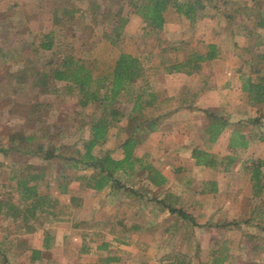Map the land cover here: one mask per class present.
Returning <instances> with one entry per match:
<instances>
[{
  "label": "rangeland",
  "instance_id": "374dc122",
  "mask_svg": "<svg viewBox=\"0 0 264 264\" xmlns=\"http://www.w3.org/2000/svg\"><path fill=\"white\" fill-rule=\"evenodd\" d=\"M73 1L74 3L70 4V2H62V0H0V45L2 50L8 51L15 39L23 43L19 57L5 60L4 56H0V135L8 134L16 129L17 123L25 128L31 124L32 121L28 116L24 121L17 118L22 106L20 102L29 101L31 106L36 97L23 90H13V87L8 86L7 83L10 81L17 85L21 82L27 83L28 76L32 73L31 70L34 71L33 73H37L40 66L34 63L33 59L39 62L38 56L42 58L36 48L38 37L54 25L51 24L50 7L66 4L68 8H74L73 4L75 8L77 7L76 9H85L88 3V0ZM214 1L219 9L232 13L233 17L229 19L220 10H217L218 16H215V19L203 17L201 38L203 42L215 41L218 43L221 56L214 60L204 61L197 73L199 75L211 73L214 83L217 84L228 79L230 87L237 91L240 79L233 71L243 60L250 58L249 51L251 49H264V29L257 28L258 32H261V37L258 38L257 44L249 47L246 34L233 35L232 33V30L242 29L239 24L242 20L250 22L255 20V15L251 18L242 12L241 7L247 0ZM205 2L207 10L212 7V0ZM110 3L112 10L120 6L118 0H111ZM126 11L127 7L124 5L120 14H125ZM73 15L70 17L69 26H71L68 27L67 34L76 33L77 38L72 39L73 46L85 58L86 64L89 65L93 59H96L95 69L97 70L98 67L104 69L122 49L131 51L140 55L144 67L149 66L147 73L150 76L151 85L156 90H163L168 96L176 95L172 99L173 101H168L165 104L163 109L165 113L161 119L160 127L149 132L145 130L144 140L136 149V153L159 168L167 176L168 181L161 187H155L147 185L143 180L139 181L136 173L131 174L136 187H145L147 193L143 197L130 195L120 187L106 186L95 192L85 187L83 180L78 181L73 190H77L78 197H80L78 203L80 207L75 205L76 200L74 199L70 207L66 208V211H72L71 214H61L63 217L59 216V219L57 218L50 227L51 231L58 236V242H61L62 246L58 245V248L51 250L53 252L45 251L44 258L34 263L27 262V254H24L22 245L16 243V239L23 235L11 231L15 228L14 221L0 216V239L6 235L5 243L12 242L6 254H0V264H52L51 253L55 254L53 260L66 255V246L64 245L68 241L67 237H63V235L64 233L67 235V231H72V227H77V233L71 235L75 237L73 242L71 240L72 244L70 245L73 252L66 257L75 256L78 251V261L82 257H94V253L91 255H80L79 253L78 241L83 239L79 231L84 230L89 232L86 238L84 237L86 243L100 242L103 239L111 240L112 246L108 248L109 251L101 250V253H116L121 257V261H117V263L111 261L110 264H167L171 261L175 262L173 257L171 260L164 258L174 250L182 252L187 257L188 264H201L208 257L212 259L214 257L213 249L220 245L227 247L228 251H239L236 260L231 261L232 264H260L257 253H263V251L250 252L249 247L252 241L251 235L263 234L264 231L257 227L253 220L243 221L242 216L246 217L256 207L259 208L262 201L260 196L252 195L247 166L250 161H255L264 154V144L253 140L251 135L253 129L251 127L264 132V103L254 104L240 92L232 93V97L229 98L233 101L232 103H229V100L223 102V97L216 93L206 96L195 95L193 98V92H189V96L188 94L187 96L193 100L195 106L185 108L176 106L178 105V87L188 82L194 88L198 85L200 76L197 73L188 77L180 73H173L161 77L153 73L161 65V61L167 62L170 59L171 53H173L170 45L173 41L180 42L183 50L180 53L194 47L197 44L196 39H198L195 36L200 35L198 32L200 26H196L198 31H193L190 21L183 15H177L171 6L165 12V28L159 32V35L148 30L145 21L139 15L133 14L130 15L122 29L120 41L113 45L99 40L103 37L102 29L104 24L107 25V17L100 16L93 22L92 18L80 15L77 11ZM89 25L92 26L93 33L88 31ZM251 27H254V24ZM37 35L38 37H36ZM2 41L4 45L1 44ZM63 47L67 48L66 43ZM138 84H135V88L138 87ZM4 92L8 94L13 92L12 99L10 96L5 97L7 93ZM218 104L225 105V107L227 104L231 108L229 118L232 122L241 118L251 122L250 125L244 126L249 143L246 149L241 152L228 150V152L219 153L224 161L220 166L198 165L191 156V145L201 142L197 128L204 125L207 120L206 113L202 108ZM126 107L127 103L124 107L121 106V110L123 111ZM61 113L63 117L59 119V122L65 126L64 131L71 136L65 139L66 145L80 143L87 137L88 130L82 125H78L71 108H64ZM143 113L147 116L149 109L145 108ZM254 119H257V123H253ZM117 130L119 137L102 145L103 148H110L113 156L121 153L117 146L125 131L123 128L119 130L116 127ZM190 130L193 131V135ZM62 140L64 141V139L60 141ZM38 142L33 144L28 141L23 146L36 149L35 145ZM39 143L49 144L46 139L40 140ZM69 150H72V147ZM69 150L65 157L70 155ZM260 150L262 151L260 152ZM94 151L99 152L98 148H95ZM25 158V154L14 150L9 153H0V178L7 181L13 163L25 160ZM62 161L64 163L60 164V169L70 171L68 164L65 163L72 161ZM56 166V163L52 162L46 169L45 177L38 180L37 185L40 192H51L63 201L70 193L61 192L53 181L57 174L54 171ZM212 181L217 187L214 191L211 190ZM202 188L203 192H201ZM154 197L162 198L166 202L182 207L193 215L195 221L211 223V226L196 225L187 219H180L175 216V213L170 214L162 203L153 200ZM251 215L257 218L256 214ZM173 219H178L180 222L175 228L169 225ZM230 220H236L239 223L229 224L226 227L216 226V224L224 226V222ZM71 233H74V230ZM12 238L14 239L11 240Z\"/></svg>",
  "mask_w": 264,
  "mask_h": 264
},
{
  "label": "trees",
  "instance_id": "16d2710c",
  "mask_svg": "<svg viewBox=\"0 0 264 264\" xmlns=\"http://www.w3.org/2000/svg\"><path fill=\"white\" fill-rule=\"evenodd\" d=\"M118 1L120 6L115 10L111 8V0H88L85 9H76L77 7L75 8L73 4L74 8H68L66 4H62L63 7L51 6L50 19L51 24L54 25L39 37L36 36L38 37L36 48L42 55V58L38 56L39 62L33 59V62L40 66L37 73L35 74L31 70L32 73L28 76L27 83L21 82L19 85L13 84L11 81L7 83L8 86L13 87V90H23L36 97L31 106L29 101L20 102L22 106L17 118L24 121L28 116L32 121L31 124L25 128L17 123L16 129L8 134L0 135V153H9L14 150L26 155L25 160L13 163L14 167L11 165L7 181L0 178V216L14 221L15 228L11 231L23 235L16 239V243L22 245L23 250H31L30 257L33 260L37 259L42 249L50 247L54 236L50 229L52 223L62 216L61 214L67 213L68 215L72 212L66 211V208L72 204L70 197L68 201H61L51 192L38 190L37 181L45 177L46 169L52 162L57 165L54 169L57 174L53 181L61 192H68L70 182L83 180L85 187L96 192L106 186L120 187L130 195L143 197L147 193L145 187H136L131 174L136 173L139 181L143 180L147 185L155 187H161L168 181L167 176L153 163L139 156L136 149L144 140L145 130L149 132L160 127L161 119L165 113L164 106L168 101H173L172 99L176 95L168 96L163 90H156L151 85L152 82L147 73L149 66L144 67L140 55L131 51L122 49L104 69L100 67L95 69L96 59H93L89 65L86 64L85 58L73 46L72 39L77 38L76 33L67 34V29L71 26H69L70 17L74 16L73 13L77 11L80 15H87L94 20L93 22L100 16L107 17V25L104 24L102 29L103 37L99 40L109 45L120 41L122 29L130 15L133 14L139 15L145 21L148 30L159 35V32L165 28V12L170 6L177 15H183L190 21L193 31H198L196 26H200L198 31L200 35L195 36L198 38L196 39L197 44L186 49V52L180 53L183 51L180 42H172L170 48L173 53H171L170 59L167 62L161 61V65L153 73L160 76L178 72L191 75L200 71L204 61L219 57L221 53L218 43L215 41L203 42L201 38L203 17L215 19V16H218L217 10H220L229 19L233 17L232 13L219 9L214 0H212V7L208 10L206 9V0ZM62 2L74 3L73 0H62ZM124 5L127 7V11L125 14H120ZM241 9L248 17L252 18L255 15V20L254 22L242 20L239 23L242 29L232 30V33L233 35L246 34L249 47H251L257 44L258 38L261 37V32H258L257 28L264 29L263 0H247ZM87 22L89 23V21ZM252 24L254 27H251ZM88 27V31L93 33L92 26ZM78 29L81 28L78 27ZM65 43L67 48L63 47ZM1 44L4 45V42L2 41ZM22 46L23 43L17 39L10 45L8 51H3L0 45V56H4L5 60L19 57ZM249 52L250 58L243 60L238 66L239 92L243 93L248 101L259 105L264 103V49H251ZM199 76L198 87L195 90L197 92L199 89H204L201 85L210 86V81L204 74ZM136 83L138 87L135 88ZM178 92L177 107L195 106L193 100L189 99L187 95L183 96L181 91ZM12 94L13 92L7 93L5 97L10 96L12 99ZM126 103L127 107L122 111L121 106L124 107ZM64 108H71L78 125H82L88 130L85 139L80 143L73 142L74 144L71 143V146L70 144L66 145L65 141L71 136L64 131L65 126L59 122V119L63 117L61 110ZM145 108L149 109L147 116L143 115ZM202 110L206 113L207 120L204 125L197 128L201 142L191 145V156L198 165L220 166L224 163L222 157L219 153L211 150V146L219 134L224 128L231 126L227 148L232 152H241L246 149L249 143L244 126L251 122L245 118L232 122L229 118L231 111L227 104L226 107L225 105L206 106ZM256 120H252L253 123H257ZM116 127L119 130L123 128L125 131L117 146L121 153L113 156L110 148H103L102 145L119 137ZM251 128H253L250 129L252 139L264 141V132L254 127ZM190 131L193 135V131ZM43 139H46L49 144L39 143ZM61 139L64 141H60ZM28 141L33 144L39 141L35 145L36 149L24 147L23 145ZM71 147L72 150H69ZM95 148H98L99 152H95ZM68 150L71 153L65 157ZM62 160L72 161L65 163L68 164L70 171L60 169ZM247 169L249 170L252 195L260 196L262 201L259 208L256 207L246 217L243 215L242 219L245 222L253 220L254 224L264 231V158L260 157L255 161H250ZM211 185V190L214 191L217 188L215 182L212 181ZM203 190L202 188L201 192ZM153 200L162 203L170 214L175 213V216L180 219H187L196 225L211 226V223L195 221L191 213L171 202H166L158 197H154ZM75 203L78 206V200ZM251 214H256L257 218ZM179 223L178 219H173L169 225L175 228ZM237 223L239 222L236 220H230L224 222V226L221 224H216V226L226 227L229 224ZM39 227L43 230L42 247L40 249L30 248L24 234ZM5 237L6 235L0 239V254H6L12 243H5ZM251 240L249 251L255 253L263 251V253L257 254L260 264H264V255L261 256L264 254V233L252 234ZM109 244H112L111 240L103 239L98 249L108 252ZM213 253L212 259L208 257L201 264H232L231 261L236 260L239 251H228L227 247L220 245L213 249ZM171 257L175 262L171 261L167 264H188L187 257L178 250L171 251V254L164 258L171 260ZM119 260L121 257L116 253H99L98 255V264Z\"/></svg>",
  "mask_w": 264,
  "mask_h": 264
},
{
  "label": "crops",
  "instance_id": "0c3cea01",
  "mask_svg": "<svg viewBox=\"0 0 264 264\" xmlns=\"http://www.w3.org/2000/svg\"><path fill=\"white\" fill-rule=\"evenodd\" d=\"M239 54L242 56L241 53H239ZM220 56H221V54H220ZM214 59H216V58H214ZM214 59H211V60H214ZM237 66H239V65H237ZM237 72H238V67H235L233 73H235L238 76ZM178 73H180V72H178ZM196 73H194V74H196ZM170 74H173V73H170ZM180 74L185 75V77L186 76L188 77V76H191V75L193 76L194 75V74L186 75L184 73H180ZM197 74L199 75V73H197ZM210 74L204 73V75L206 76V78L210 81L209 82L210 83V86L209 87L202 86L201 85V87H204V89H199L198 92H197L195 90L198 87V85L193 88L192 85H190L188 82H185L184 84H182V85H180L178 87V90L177 91H181V94H183V96L184 95H187V94L189 96V92H193L192 93L193 94L192 97H194L195 95L196 96L197 95H204V96H206V95H209L211 93H216V94L221 95L223 97V102H227V100H229L230 101L229 103H232L233 101L231 99H229V98L232 97V93H236V92L239 93V86H238V90L237 91L235 89L233 90L230 87V83H229L228 79H226L223 83H220V84L219 83L217 84L216 82L214 83V79L212 78V75H210ZM237 76H236V78H237ZM161 77H164V75H162ZM239 85H240V83H239ZM218 105H220V104H218ZM221 105H222V103H221ZM231 130H232V127L231 126H228V127L224 128L222 130V132L219 134L218 138L215 140V142L211 146V150L213 152L220 153V154L223 153V152H226V151L228 152L227 145H228V140H229V136H230ZM258 142L261 143V144H264V141H259L258 140ZM261 151L262 150H260V152ZM260 157H263L264 158V154L261 155ZM78 181H80V180L72 181V182H70L68 184V186H69L68 187L69 188L68 192L70 194L64 200H67L68 201L69 200V197H70L71 202L74 201V199H76V200H78V203H79L80 197H78L79 195L77 193V190H75V191L73 190L74 185L77 184ZM75 205H76V203H75ZM77 207L79 208L80 206L78 205ZM76 229H77V227H72V229H71L72 231H70V232L67 231L68 232L67 235H65L66 233H64L63 237L64 236L67 237V241H68V243H66V245H64V246H66V255L63 256V258L56 257V259L53 260V257L55 258V254L54 253H51V255H52V257H51L52 258V261H51L52 264H81V263H84V264H98V255H99V253H101V250L98 249V246L101 243V241L100 242L98 241V242H95V243H91V242L90 243H88V242L86 243V241L84 240V237L86 238V235L89 232L88 231H84V230H80L79 231V233L81 234V237L83 238L82 240L78 241V246H79L78 248L80 250L79 253H80V255H91V254L94 253V257H86V258L82 257L78 261V254H77L78 251H76V254L77 255L76 254H75V256L70 255L69 256L70 258L69 257H66L69 253H72L73 252V250H71V248H70V245L72 244L71 243V240L73 242V240L75 239V237L74 236H71V235H75L77 233ZM73 230H74V233H71V232H73ZM24 235L27 237L26 239L28 240V246L30 248H39L40 249L42 247V242H43V230H42V228H40V227L39 228H36V229L32 230L31 232H27ZM39 236H40V239H39ZM53 238H52L50 247L47 248V249H42L41 252L38 254V257H37L36 260H33L30 257L31 256L30 255L31 250H29V249L28 250H24V252H25L24 254H27L26 255V257L28 259L27 262L34 263L36 261H41L44 258L45 251L53 252L51 250H54V248H58V245L61 244V246H62V243L61 242L60 243L58 242V236L57 235L54 234ZM111 246H112L111 244L108 245V247H111ZM119 261H121V260H119ZM110 263L111 262H108L106 264H110ZM113 263H117V261L116 262H113Z\"/></svg>",
  "mask_w": 264,
  "mask_h": 264
}]
</instances>
